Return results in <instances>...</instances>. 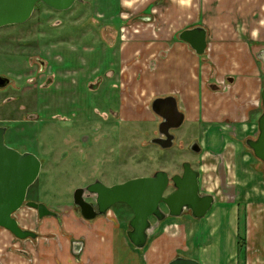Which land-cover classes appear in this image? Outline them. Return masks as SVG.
Masks as SVG:
<instances>
[{"label":"rangeland","instance_id":"374dc122","mask_svg":"<svg viewBox=\"0 0 264 264\" xmlns=\"http://www.w3.org/2000/svg\"><path fill=\"white\" fill-rule=\"evenodd\" d=\"M116 13L117 0H81L62 11L41 4L24 23L0 27V74L11 80L8 86L0 88V126L8 129L4 141L19 151L33 152L41 160L38 177L28 188L26 201L41 202L59 216V220L54 216L39 218L34 208L26 205L19 208L14 217L20 227L37 234L35 239L28 238L27 243H48L63 233L72 247L74 241L82 244V237L67 234L70 233L67 229L89 227L95 220L82 218L72 195L77 187H84L95 177L110 185L152 175L157 170L172 176L180 174L182 163L188 161L199 172L200 193H209L217 199L222 195V199L230 200L242 193L243 188L235 183L241 181L239 170L246 166L237 162L238 170L231 163L225 169L222 165L217 167V156L204 155L208 139L199 126H188L184 120L180 127L171 130L173 145L161 148L150 141L158 136L160 121L150 108L153 98L141 103L143 113L135 120L121 117L123 80L117 49L128 26L119 29ZM262 77L264 80V70ZM255 126L251 132L243 131L238 136L242 151L252 152L245 139L256 137L257 123ZM83 134L89 136L86 148L80 141ZM233 140L228 138L227 142L235 145ZM193 142L199 144V152L190 149ZM231 149L238 151L234 155L240 153L244 157L240 161L249 162L240 149ZM257 160L264 169V164ZM170 186L165 193L171 190ZM107 213L104 218L114 216L111 220L118 221L129 241L127 221L132 213L126 214L123 209L117 215ZM186 219L188 223L195 220L189 213L168 216L161 222L151 220L152 227L158 230L150 234H167L166 243L173 246L168 253L181 254L175 245L179 244L181 225L186 224ZM17 239L0 228V242L19 243ZM14 247L13 250L22 253L23 250ZM147 257L160 262L164 258L160 252Z\"/></svg>","mask_w":264,"mask_h":264},{"label":"crops","instance_id":"0c3cea01","mask_svg":"<svg viewBox=\"0 0 264 264\" xmlns=\"http://www.w3.org/2000/svg\"><path fill=\"white\" fill-rule=\"evenodd\" d=\"M117 7L119 29L128 26L117 49L123 80L121 117L135 120L143 113L141 103L146 99L174 96L188 126H199L208 139L204 155L217 156V167L223 169L228 163L233 168L237 162L246 166L240 168L241 181L235 183L242 193L232 200L219 195L204 217L192 223L186 219L175 245L181 254L168 253L173 246L166 243L167 234L151 236L157 227L149 229L145 246L137 249L126 241L118 221L113 223L114 216L103 215L89 227L67 229V234L82 237L78 257L69 237L60 233L48 243L0 242V264H167L176 256L201 264H264V169L238 142L243 131L256 128L260 113L264 0H117ZM193 27L205 30L202 54L178 37ZM231 148L244 152L249 162L240 161L244 157L234 155L238 151ZM116 207L107 215L122 209L131 212L122 203ZM239 235L244 238L241 247ZM157 252L164 257L161 262L147 257Z\"/></svg>","mask_w":264,"mask_h":264},{"label":"water","instance_id":"95a60500","mask_svg":"<svg viewBox=\"0 0 264 264\" xmlns=\"http://www.w3.org/2000/svg\"><path fill=\"white\" fill-rule=\"evenodd\" d=\"M81 0H0V27L9 24H21L27 21L35 7L41 4L56 10L69 9L73 3ZM179 39L187 42L197 54H202L206 47V33L202 27L183 30ZM43 65V62H40ZM10 78L0 74V88L10 84ZM262 111L257 118V135L246 138L245 144L251 149L254 157L264 164V86L260 92ZM151 111L160 118L158 136L150 141L161 148L173 145L174 135L171 130L178 128L184 121V114L179 110L174 96L155 97L150 104ZM7 126H0V228L9 231L18 239L37 237L33 230L20 227L14 213L23 205L34 208L39 218L58 214L41 202L26 201L28 188L38 177L41 160L30 151H19L8 146L4 141ZM85 140V139H84ZM194 152L200 151L197 142L190 145ZM170 181L175 188L172 193L164 196ZM199 172L192 168L190 162L182 163V173L169 176L164 170H157L152 175L130 178L126 181L106 185L94 181L85 187H77L73 191V204L79 209L80 215L87 220L97 215H104L113 204L124 203L132 211L126 231L131 245L142 249L148 239V231L152 224L150 217L161 222L166 217H179L189 213L192 218L200 219L211 208L213 195L200 193ZM95 195L97 211L84 199V193ZM164 204V212L160 204ZM81 243L73 242L74 254H79ZM167 264H201L195 259L176 256Z\"/></svg>","mask_w":264,"mask_h":264},{"label":"flooded vegetation","instance_id":"af4514ba","mask_svg":"<svg viewBox=\"0 0 264 264\" xmlns=\"http://www.w3.org/2000/svg\"><path fill=\"white\" fill-rule=\"evenodd\" d=\"M36 8V7H35ZM87 135V134H86ZM85 134H83V135H81V137H80V141H81V144H82V147H84V148H86L84 145H87L86 143H88V138H89V136L87 135L86 136ZM85 139V140H84ZM88 140V141H87ZM181 173H182V171H181ZM180 173V174H181ZM96 180H98V181H101L102 182V180L100 179V178H98V177H95L94 179H92V181H90L89 183H87V184H85V186L86 185H88V184H91V183H93L94 181H96ZM103 183V182H102ZM119 183V182H118ZM105 184V183H104ZM113 184H116V182L115 183H113ZM171 186V190L169 191V192H167V193H165L164 192V196H167V195H169L170 193H172L173 191H174V187L172 186V182L170 181V183H169ZM106 185H108V184H106ZM110 185H112V184H110ZM84 186V187H85ZM199 187H200V185H199ZM200 192H201V190H200ZM84 199L87 201V202H89L90 204H91V206L93 207V209H94V211H97V205H96V200H95V195H93V194H89L87 191L84 193ZM72 197H73V195H72ZM25 200H26V198H25ZM72 202H73V199H72ZM116 204H118V203H116ZM116 204H113L111 207H113L114 205H116ZM160 206H161V208H162V210L164 211V212H167V208L164 206V204H160ZM49 209V208H48ZM78 209V208H77ZM53 211V210H52ZM78 211H79V209H78ZM130 211H131V209H130ZM131 213H132V211H131ZM105 215V214H104ZM102 215H97L95 218H93V219H96L97 217H101ZM132 217V215L129 217V219H128V221H127V225H128V222H129V220H130V218ZM56 218V217H55ZM83 218V217H82ZM57 220H59V218H56ZM92 219V220H93ZM150 219V222H151V220H155L156 221V219L154 218V217H150L149 218ZM91 220V219H90ZM128 227H129V225H128ZM26 239H28V238H26ZM31 239V238H30ZM35 239V238H34Z\"/></svg>","mask_w":264,"mask_h":264},{"label":"trees","instance_id":"16d2710c","mask_svg":"<svg viewBox=\"0 0 264 264\" xmlns=\"http://www.w3.org/2000/svg\"><path fill=\"white\" fill-rule=\"evenodd\" d=\"M124 206L126 205V204H124V203H122ZM127 206V205H126ZM244 238L242 237V236H238V247H241V246H243V244H244V240H243Z\"/></svg>","mask_w":264,"mask_h":264}]
</instances>
